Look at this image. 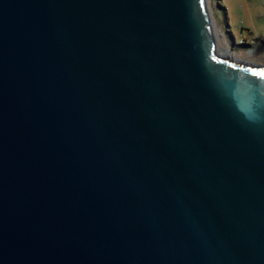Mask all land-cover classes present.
<instances>
[{
    "label": "water",
    "instance_id": "obj_1",
    "mask_svg": "<svg viewBox=\"0 0 264 264\" xmlns=\"http://www.w3.org/2000/svg\"><path fill=\"white\" fill-rule=\"evenodd\" d=\"M260 71L206 0H0V264H264Z\"/></svg>",
    "mask_w": 264,
    "mask_h": 264
},
{
    "label": "rangeland",
    "instance_id": "obj_2",
    "mask_svg": "<svg viewBox=\"0 0 264 264\" xmlns=\"http://www.w3.org/2000/svg\"><path fill=\"white\" fill-rule=\"evenodd\" d=\"M216 46L264 68V0H206Z\"/></svg>",
    "mask_w": 264,
    "mask_h": 264
},
{
    "label": "bare ground",
    "instance_id": "obj_3",
    "mask_svg": "<svg viewBox=\"0 0 264 264\" xmlns=\"http://www.w3.org/2000/svg\"><path fill=\"white\" fill-rule=\"evenodd\" d=\"M216 51L219 55H221L227 59L236 60V58H234L230 53H228V51L225 48H220V47L216 46Z\"/></svg>",
    "mask_w": 264,
    "mask_h": 264
},
{
    "label": "snow or ice",
    "instance_id": "obj_4",
    "mask_svg": "<svg viewBox=\"0 0 264 264\" xmlns=\"http://www.w3.org/2000/svg\"><path fill=\"white\" fill-rule=\"evenodd\" d=\"M249 71H254V70H249ZM255 75L257 76H261V77H264V71H260V72H254Z\"/></svg>",
    "mask_w": 264,
    "mask_h": 264
}]
</instances>
